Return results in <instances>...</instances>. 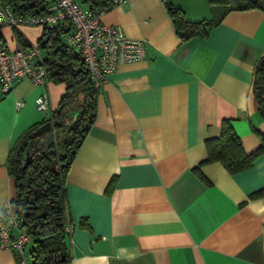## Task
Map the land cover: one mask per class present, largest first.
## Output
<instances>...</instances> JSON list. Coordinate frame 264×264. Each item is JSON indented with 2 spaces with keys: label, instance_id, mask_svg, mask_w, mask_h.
Segmentation results:
<instances>
[{
  "label": "crops",
  "instance_id": "1",
  "mask_svg": "<svg viewBox=\"0 0 264 264\" xmlns=\"http://www.w3.org/2000/svg\"><path fill=\"white\" fill-rule=\"evenodd\" d=\"M165 2L186 20L218 22L205 35L183 40ZM102 7L101 22L142 39L145 55L117 64L101 81L92 124L66 169L69 264H264V194L249 198L264 187V152L235 173L219 161L202 164L209 183L193 171L223 118L231 120L244 151L262 142L264 117L252 82L264 51V9L225 11L208 0H123ZM45 34L40 25L1 29L16 49L43 43ZM66 87L65 81L26 77L0 92V206L15 196L10 148L29 126L51 116ZM42 92L46 110L35 104ZM32 247L29 242V257ZM0 264H16L11 249L0 248Z\"/></svg>",
  "mask_w": 264,
  "mask_h": 264
},
{
  "label": "trees",
  "instance_id": "2",
  "mask_svg": "<svg viewBox=\"0 0 264 264\" xmlns=\"http://www.w3.org/2000/svg\"><path fill=\"white\" fill-rule=\"evenodd\" d=\"M7 1L16 13L35 14L43 13L52 0ZM84 1H88L90 9L95 10L107 6L111 0ZM208 3L211 7L222 6L225 11L249 7L264 9V0H208ZM165 5L174 22L175 32L183 40L196 34L205 35L218 22L212 17L189 21L179 7L169 2ZM43 28L47 39L40 46L47 52L46 76L54 82L65 81L67 87L51 116L29 126L8 152L7 171L15 182V196L10 204L14 214L22 218L24 231L32 235V264H69L68 231L64 227L70 219L62 190L74 150L92 124L98 88L93 86L81 56L61 40L62 35L70 32L71 23L63 20L54 27ZM252 91L257 101V112L264 117V51L254 66ZM47 121L51 123L49 130L54 132V141L44 148L39 143L42 134L35 133V130ZM261 139L256 149L244 151L231 120L223 118L219 135L205 140L206 157L193 167V171L205 183L209 182L199 166L207 162L219 161L229 173L241 171L264 152V135ZM60 145L63 152L58 149ZM26 151L31 154L29 161L25 160ZM111 186L110 182L108 189ZM262 194L264 187L249 193V198ZM44 205L46 212L41 214ZM79 224L86 225L83 220Z\"/></svg>",
  "mask_w": 264,
  "mask_h": 264
},
{
  "label": "built area",
  "instance_id": "3",
  "mask_svg": "<svg viewBox=\"0 0 264 264\" xmlns=\"http://www.w3.org/2000/svg\"><path fill=\"white\" fill-rule=\"evenodd\" d=\"M122 1L111 0L110 4ZM104 10L105 7L95 10L83 7L78 0H52L43 13H16L7 0H0V92L9 91L26 77L34 83H43L47 79L46 56L40 44L32 43L27 49L9 47L1 35L5 25L52 27L68 20L72 28L65 35V43L77 50L96 88L117 64L142 59L145 55L143 40L130 38L119 27L101 22ZM35 104L37 109L46 110L47 94L40 93ZM21 223L22 218L14 214L10 201L0 206V248L11 249L16 264H32L26 251L32 235L24 231ZM64 228L69 232L70 223Z\"/></svg>",
  "mask_w": 264,
  "mask_h": 264
},
{
  "label": "water",
  "instance_id": "4",
  "mask_svg": "<svg viewBox=\"0 0 264 264\" xmlns=\"http://www.w3.org/2000/svg\"><path fill=\"white\" fill-rule=\"evenodd\" d=\"M77 111H74V113H76ZM51 128V123L49 121L43 123L42 125H40L39 127H37V129L35 130V133H41V137L39 138V143L41 146H43L44 148H47L49 146V144H51L54 141V132L52 130H49ZM24 144H26V142H24ZM31 157V154L26 151L25 152V160L29 161ZM43 211L41 212V214H45L46 212V207L44 205L43 207Z\"/></svg>",
  "mask_w": 264,
  "mask_h": 264
},
{
  "label": "rangeland",
  "instance_id": "5",
  "mask_svg": "<svg viewBox=\"0 0 264 264\" xmlns=\"http://www.w3.org/2000/svg\"><path fill=\"white\" fill-rule=\"evenodd\" d=\"M58 149H59L60 152H63V151H64V148H63V146H61V145L58 146ZM31 243H32V242H31ZM31 260H32V259H31Z\"/></svg>",
  "mask_w": 264,
  "mask_h": 264
}]
</instances>
